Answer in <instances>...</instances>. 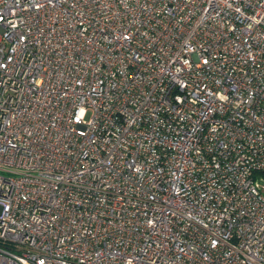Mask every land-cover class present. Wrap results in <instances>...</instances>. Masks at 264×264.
Listing matches in <instances>:
<instances>
[{
  "label": "built area",
  "instance_id": "built-area-1",
  "mask_svg": "<svg viewBox=\"0 0 264 264\" xmlns=\"http://www.w3.org/2000/svg\"><path fill=\"white\" fill-rule=\"evenodd\" d=\"M0 264H264V0H0Z\"/></svg>",
  "mask_w": 264,
  "mask_h": 264
}]
</instances>
